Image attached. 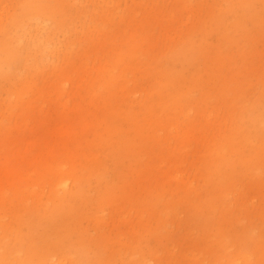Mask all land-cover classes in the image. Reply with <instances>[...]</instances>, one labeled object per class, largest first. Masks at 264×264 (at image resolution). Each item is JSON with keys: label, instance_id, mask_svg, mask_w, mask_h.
<instances>
[{"label": "rangeland", "instance_id": "374dc122", "mask_svg": "<svg viewBox=\"0 0 264 264\" xmlns=\"http://www.w3.org/2000/svg\"><path fill=\"white\" fill-rule=\"evenodd\" d=\"M0 264H264V0H0Z\"/></svg>", "mask_w": 264, "mask_h": 264}]
</instances>
